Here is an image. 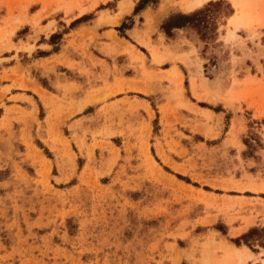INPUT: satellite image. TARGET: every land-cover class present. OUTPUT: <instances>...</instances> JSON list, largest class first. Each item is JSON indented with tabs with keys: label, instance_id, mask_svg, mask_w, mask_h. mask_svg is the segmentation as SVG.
<instances>
[{
	"label": "rangeland",
	"instance_id": "1",
	"mask_svg": "<svg viewBox=\"0 0 264 264\" xmlns=\"http://www.w3.org/2000/svg\"><path fill=\"white\" fill-rule=\"evenodd\" d=\"M126 1L0 0V264H264V0Z\"/></svg>",
	"mask_w": 264,
	"mask_h": 264
},
{
	"label": "trees",
	"instance_id": "2",
	"mask_svg": "<svg viewBox=\"0 0 264 264\" xmlns=\"http://www.w3.org/2000/svg\"><path fill=\"white\" fill-rule=\"evenodd\" d=\"M158 0H139L137 4L134 7V12L138 11L139 9H142L146 5L150 3H156ZM223 0H215V1H208L204 6L201 8L195 9L188 13L183 12H177V13H171L169 14L160 24V29L167 35L171 36L172 31L175 29L184 28L186 26H195L197 28L200 27H207L209 25V22L211 21L210 25L212 24L213 29L216 26L213 23V17L212 13L215 12L217 9L216 7L223 3ZM229 6V5H228ZM232 11L230 7H228L227 11ZM84 16V15H83ZM82 18V16L80 17ZM215 25V26H214ZM124 26V23L121 24V26L117 27L118 30ZM260 233V241L261 244L264 243V228H258V227H251L249 228L245 233L241 234L238 238H236V242L243 241L245 244L250 245L249 238H252L255 234Z\"/></svg>",
	"mask_w": 264,
	"mask_h": 264
},
{
	"label": "bare ground",
	"instance_id": "3",
	"mask_svg": "<svg viewBox=\"0 0 264 264\" xmlns=\"http://www.w3.org/2000/svg\"><path fill=\"white\" fill-rule=\"evenodd\" d=\"M198 2H199V0H197L196 3H198ZM126 5H127L128 8L131 7V0H127L126 1Z\"/></svg>",
	"mask_w": 264,
	"mask_h": 264
}]
</instances>
